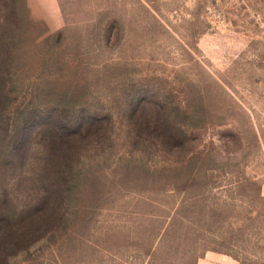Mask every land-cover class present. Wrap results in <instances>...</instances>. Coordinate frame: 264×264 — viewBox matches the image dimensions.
<instances>
[{
  "label": "rangeland",
  "instance_id": "374dc122",
  "mask_svg": "<svg viewBox=\"0 0 264 264\" xmlns=\"http://www.w3.org/2000/svg\"><path fill=\"white\" fill-rule=\"evenodd\" d=\"M0 264H264V0H0Z\"/></svg>",
  "mask_w": 264,
  "mask_h": 264
},
{
  "label": "trees",
  "instance_id": "16d2710c",
  "mask_svg": "<svg viewBox=\"0 0 264 264\" xmlns=\"http://www.w3.org/2000/svg\"><path fill=\"white\" fill-rule=\"evenodd\" d=\"M9 133H10V131H9ZM11 151V150H10ZM11 152H13V151H11Z\"/></svg>",
  "mask_w": 264,
  "mask_h": 264
}]
</instances>
